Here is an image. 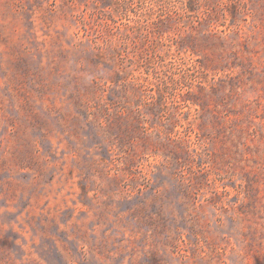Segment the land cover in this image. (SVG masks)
Listing matches in <instances>:
<instances>
[{
  "label": "rangeland",
  "instance_id": "1",
  "mask_svg": "<svg viewBox=\"0 0 264 264\" xmlns=\"http://www.w3.org/2000/svg\"><path fill=\"white\" fill-rule=\"evenodd\" d=\"M0 264H264V0H0Z\"/></svg>",
  "mask_w": 264,
  "mask_h": 264
},
{
  "label": "trees",
  "instance_id": "2",
  "mask_svg": "<svg viewBox=\"0 0 264 264\" xmlns=\"http://www.w3.org/2000/svg\"><path fill=\"white\" fill-rule=\"evenodd\" d=\"M183 5H184V8H185L186 10H189V11L191 10V7H190V3H189V1L184 2Z\"/></svg>",
  "mask_w": 264,
  "mask_h": 264
}]
</instances>
